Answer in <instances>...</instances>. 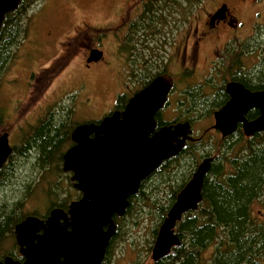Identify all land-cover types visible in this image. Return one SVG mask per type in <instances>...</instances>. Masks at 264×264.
Returning <instances> with one entry per match:
<instances>
[{
  "label": "water",
  "instance_id": "95a60500",
  "mask_svg": "<svg viewBox=\"0 0 264 264\" xmlns=\"http://www.w3.org/2000/svg\"><path fill=\"white\" fill-rule=\"evenodd\" d=\"M22 0H0V29L6 15ZM91 56L88 63L98 60ZM172 80L159 75L132 95L124 109L115 110L98 122L78 124L72 131L73 145L63 154V170L72 173L74 187L82 197L68 212L54 208L46 219L28 215L14 233L24 261L5 257L0 264H102L116 234L115 216L125 215L130 199L142 181L159 166L177 156L192 138L189 122L157 128L156 112L163 107ZM231 99L215 112L214 129L223 136L243 122L247 136L264 131V89L249 92L242 85L228 84ZM260 114L248 121L245 113ZM12 153L7 132L0 135V169ZM213 158H204L179 191L158 229L152 260L158 262L181 244L176 227L184 215L203 200L205 177Z\"/></svg>",
  "mask_w": 264,
  "mask_h": 264
},
{
  "label": "rangeland",
  "instance_id": "374dc122",
  "mask_svg": "<svg viewBox=\"0 0 264 264\" xmlns=\"http://www.w3.org/2000/svg\"><path fill=\"white\" fill-rule=\"evenodd\" d=\"M141 1L35 0L23 20L28 25L27 35L18 44L20 46L14 48L16 58L9 63L0 79V113L4 117L0 134L8 131L11 143L19 146L27 134L33 133V129L24 131L23 128L36 125V129L49 114L54 115L56 121L66 120L72 129L78 124L100 121L114 112L118 96L130 92L133 85L117 77L119 60L114 55V39L118 37L120 28L116 34H107L106 37L104 32L117 27L118 15L125 6L128 8L134 2L138 5ZM211 2L207 1V5ZM171 7L174 8L173 5ZM257 23L264 26V17ZM86 27L87 33L77 36ZM71 38L76 40L73 39L69 58L74 57L59 70V58L68 55L65 48ZM87 44L100 47L105 60L89 66L85 64ZM212 123V119L206 116L196 123L195 129L201 132L205 125ZM213 134L211 132L207 139L211 141L214 138L218 146L220 141ZM70 146L67 144L65 150ZM28 157H16L19 158L16 178L11 184H5L6 189L0 193V203L22 200L25 212L44 215L56 206L54 203L59 204L66 199L69 203L76 199L79 193L68 183L62 163L50 165L45 176L43 169L34 164L35 159ZM175 177L163 176L159 180L161 185L157 184L160 187L157 195L146 203L138 201L130 213L122 216L106 264L154 263L152 249L161 224L158 211L173 190L177 182ZM3 184L0 181V186ZM256 210L262 208L258 206ZM11 241L1 244L3 252L13 249L15 240Z\"/></svg>",
  "mask_w": 264,
  "mask_h": 264
},
{
  "label": "trees",
  "instance_id": "16d2710c",
  "mask_svg": "<svg viewBox=\"0 0 264 264\" xmlns=\"http://www.w3.org/2000/svg\"><path fill=\"white\" fill-rule=\"evenodd\" d=\"M34 1L22 0L19 7L5 17L0 29V79L9 63L16 58L14 48L27 35L28 25H25L23 20ZM195 1L190 0V5ZM144 3L146 8L141 17L134 21L133 28H165L163 20L167 16L172 23L177 20L178 13L181 16L187 15L186 11L176 12V7L183 4L182 0H146ZM159 6L163 8L158 9ZM166 6L168 11H165ZM83 32H79L77 36ZM73 39L75 38L69 39L66 44L68 55L59 58L60 65L57 67L59 70L74 57L69 58L73 51ZM262 51L264 61V49ZM135 70L130 69L132 79H135ZM255 77L260 83L259 86H263L264 65L255 73ZM127 101L128 96L121 94L118 96L116 106H125ZM72 112L71 110L70 113ZM3 118L0 113V124L4 123ZM73 129L74 127L72 129L68 127L66 120L56 121L55 116L50 114L47 120L38 126L24 147L14 148L7 163L1 168L0 181L4 184L0 186V193L6 189L5 184H11L16 178L19 163V158L16 157L33 155L28 159H35L34 164L43 169L45 176L50 165L61 164L66 145L71 143ZM200 143L204 144L200 147ZM217 143L214 138H211V141L209 139L207 143L204 140L188 142L182 152L165 160L142 181L138 194L130 199L126 214L137 206L138 201L146 203L158 194L160 187L158 188L157 184L161 185L159 180L163 176H176L177 182L175 186L173 185V190L158 211L162 222L177 194L190 180L201 157L211 151L217 152L218 158L205 177L203 200L195 211L187 212L178 222L176 232L181 238V244L174 246L172 252L160 260L162 264H259V261L264 260V222L253 219L258 213H255L252 207V199L258 197L254 195L255 192L264 188V138L259 136L255 140L252 151H248L249 147H246L245 143L242 147H238L234 142L224 145L220 143L218 146ZM151 203L154 207V203ZM54 205L61 206L56 203ZM37 214L25 212V202L22 200L0 203V258L5 253L14 252L12 249L3 252L1 244L12 242L16 224L28 215L39 216ZM121 218L117 217L119 225Z\"/></svg>",
  "mask_w": 264,
  "mask_h": 264
},
{
  "label": "flooded vegetation",
  "instance_id": "af4514ba",
  "mask_svg": "<svg viewBox=\"0 0 264 264\" xmlns=\"http://www.w3.org/2000/svg\"><path fill=\"white\" fill-rule=\"evenodd\" d=\"M182 1L183 4L176 7V12L186 11L187 15L181 16L178 13L177 20L172 23L167 16L163 20L165 28H133L134 21L141 17L146 8V4L142 0L138 5L134 2L135 6L134 3L133 5L130 3L128 8L125 6L118 15L120 19H118L117 27L108 28L104 32V37H106L107 34H114V32L116 34L120 28L118 37L114 39L116 43L114 55L119 60L117 77L121 81H128L133 85L130 92H123V94L129 95V99L159 75H167L172 80V86L163 107L156 112V129L179 122H189L193 139L187 140L186 144L190 141L200 140L207 143L208 135L214 132L213 135L222 145L234 142L238 147H242L245 143L246 147H249L248 151H252L251 148L255 140L259 136L264 138V131L247 136L244 133V123L238 122L233 133L223 136L220 130L213 128V125L215 112L231 99V94L228 91L229 83L242 85L249 92L264 89V83H262L263 86H259L260 83L255 77V73L264 65L262 57L264 26H262V22V24L257 23L264 17V0H211L212 2L208 5L207 1L209 0H198L197 3L191 5L190 0ZM167 7L165 11H168ZM162 8V6L158 7V9ZM81 31L87 33V27ZM94 46L93 44L85 45L84 63L88 66L106 58L104 51L102 52L100 47ZM91 56L99 57V59L88 63V58ZM108 62L111 63L112 60H108ZM131 68L136 69L135 79L130 76ZM124 107L116 106V110H122ZM259 114L258 109L252 108L245 113V118L250 121L258 117ZM49 116L50 114L47 118ZM206 116H209L213 123L205 125L204 129L198 132L195 129L196 123ZM35 127L36 125H32L29 128H23L24 131L33 129V133L27 134L23 138L24 142L19 146L11 143L9 136L12 152L14 148L26 145L38 128L35 129ZM5 132L9 134L8 131L1 134ZM202 144L204 143H200L199 146ZM69 145H73L72 138ZM206 157L213 158L212 165L218 158L217 153L211 151L201 157L197 166ZM65 176H68V183L79 195L69 203L66 199L58 204L61 206H53L48 213L39 215V218L46 219L54 208H61L68 212L70 204L82 197V193L74 187V182L71 180L72 173L67 172ZM254 195L258 197L252 199V207L258 215L253 219L257 222H264V188H260ZM258 206L262 210H256ZM114 219L117 223L116 234L108 245L102 264H106L109 248L119 232L117 216ZM14 239L15 243H13L12 249L14 252L5 253L0 260L9 256L20 262L24 261L16 237ZM153 264H162V261L159 260ZM259 264H264V260L259 261Z\"/></svg>",
  "mask_w": 264,
  "mask_h": 264
},
{
  "label": "bare ground",
  "instance_id": "6f19581e",
  "mask_svg": "<svg viewBox=\"0 0 264 264\" xmlns=\"http://www.w3.org/2000/svg\"><path fill=\"white\" fill-rule=\"evenodd\" d=\"M22 2V1H21ZM44 23V22H43ZM195 211V210H194ZM257 236V235H256ZM263 247V246H262Z\"/></svg>",
  "mask_w": 264,
  "mask_h": 264
}]
</instances>
